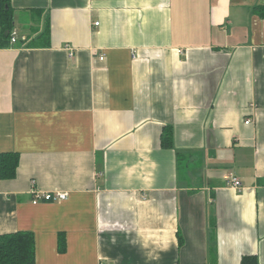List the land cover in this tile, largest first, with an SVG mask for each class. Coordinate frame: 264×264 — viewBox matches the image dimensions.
Listing matches in <instances>:
<instances>
[{
	"label": "crops",
	"instance_id": "crops-1",
	"mask_svg": "<svg viewBox=\"0 0 264 264\" xmlns=\"http://www.w3.org/2000/svg\"><path fill=\"white\" fill-rule=\"evenodd\" d=\"M11 4L0 236L34 233L36 264H264V0Z\"/></svg>",
	"mask_w": 264,
	"mask_h": 264
},
{
	"label": "trees",
	"instance_id": "trees-1",
	"mask_svg": "<svg viewBox=\"0 0 264 264\" xmlns=\"http://www.w3.org/2000/svg\"><path fill=\"white\" fill-rule=\"evenodd\" d=\"M253 13L264 19V5L254 7ZM15 29V9L11 0H0V49L9 48ZM49 29L47 27L48 33ZM41 39V37H40ZM162 144L173 148V130L165 127L162 133ZM182 161V157H179ZM20 155L17 153L0 154V181L13 180L17 176ZM180 245L183 238L179 236ZM60 250L65 251L64 236L59 242ZM36 239L32 232L19 231L0 236V264H36ZM241 264H262L256 255L242 258Z\"/></svg>",
	"mask_w": 264,
	"mask_h": 264
},
{
	"label": "built area",
	"instance_id": "built-area-1",
	"mask_svg": "<svg viewBox=\"0 0 264 264\" xmlns=\"http://www.w3.org/2000/svg\"><path fill=\"white\" fill-rule=\"evenodd\" d=\"M12 44L17 42V33L14 31L12 35ZM104 57H101V60H103ZM250 121H247L249 123ZM227 181L229 184H231L233 187L240 188L242 183L241 180H239L237 177H235L233 174H229L226 177ZM68 199V194L67 193H61V192H56L55 194L52 193H40V192H34V204H38L42 201L45 202H59V201H64Z\"/></svg>",
	"mask_w": 264,
	"mask_h": 264
},
{
	"label": "rangeland",
	"instance_id": "rangeland-1",
	"mask_svg": "<svg viewBox=\"0 0 264 264\" xmlns=\"http://www.w3.org/2000/svg\"><path fill=\"white\" fill-rule=\"evenodd\" d=\"M16 28L20 31V34H22L23 30H26V31H30L31 30V34L32 35L34 33V31L36 30H40L41 26H40V23H39V20L37 17H34L33 20H31V18H29L28 16L25 17L24 15L21 17V20H18L17 19V22H16ZM34 29V31H33ZM35 41L37 42H41L40 39H35Z\"/></svg>",
	"mask_w": 264,
	"mask_h": 264
}]
</instances>
